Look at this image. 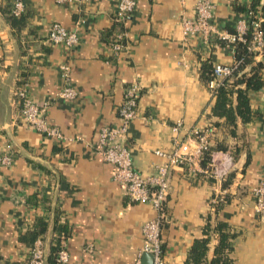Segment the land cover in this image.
I'll list each match as a JSON object with an SVG mask.
<instances>
[{
    "label": "crops",
    "instance_id": "crops-1",
    "mask_svg": "<svg viewBox=\"0 0 264 264\" xmlns=\"http://www.w3.org/2000/svg\"><path fill=\"white\" fill-rule=\"evenodd\" d=\"M12 1L0 0V149L8 141L14 147L12 161L0 166V264H27L31 243L22 236L38 217L47 221L40 233L47 264L57 251L51 245L61 243L69 261L78 264H136L139 258L142 263L141 226L156 211L130 199L113 177V164L95 148L104 125H120L118 108L132 82L140 87L136 116L121 139L137 170L155 172L164 159L156 149L193 152L196 130L208 129L210 146H226L213 149L206 166L197 159L170 169L161 228L165 264H184L194 238L217 220L234 233L229 264H264V209H256L251 192L264 177V82L249 92L252 118H238L236 133L230 134L212 112L215 95L201 65L233 62L235 46L215 36L208 43L184 37L180 17L193 14L196 0H136L124 25L126 45L117 55L110 40L121 29L115 20L118 0H23L20 25L9 19ZM250 1L211 0L212 21L233 31L236 21L246 18ZM54 21L77 28L74 46L46 39ZM61 64L69 66L77 90L70 99L56 96L64 84ZM248 70L246 65L242 71ZM262 74L264 81V69ZM23 83L34 101L48 103L47 122L62 137L25 121L14 99ZM177 120L181 126L174 130ZM216 159L226 169L205 171ZM56 221L65 228H55ZM210 235L208 258L218 240L216 231Z\"/></svg>",
    "mask_w": 264,
    "mask_h": 264
},
{
    "label": "built area",
    "instance_id": "built-area-1",
    "mask_svg": "<svg viewBox=\"0 0 264 264\" xmlns=\"http://www.w3.org/2000/svg\"><path fill=\"white\" fill-rule=\"evenodd\" d=\"M64 2L70 0H56ZM136 5V0H118L115 9V20L123 26L111 41L113 54L117 55L126 45L127 30L125 23L131 18ZM214 5L211 0H196L194 3V12L192 15H182L180 23L184 37L194 38L200 36L206 43L215 36L219 39H226L234 44L235 41L247 42V48L250 51L264 53V36L260 27L261 17L253 15L251 9H247L246 18H241L236 21L233 31L220 30L212 21ZM24 9L23 0H13L11 4V12L18 15ZM248 27L251 28L249 39L246 37ZM46 39L53 44H62L65 46H74L78 40V30L76 27L68 28L63 24L54 21L51 23ZM241 59H234L231 63L217 62L213 65L210 78L206 80L208 89L215 94L217 86L222 84L224 77L230 76L237 68ZM62 77L64 80L63 86L57 92V98L70 99L76 96L77 90L70 81L69 66L61 64ZM139 85L136 82L129 84L125 90L124 99L119 108L118 115L120 125H104L99 132L98 141L95 146L97 152L106 161L114 166L113 177L122 184L130 199L149 203L156 214L148 218L142 223V232L144 235V243L140 250V254L145 252L152 255L151 264H165V258L162 253L161 246V228L164 218V200L167 197L169 189L168 175L170 169L176 165H190L197 159H200L203 150L209 145L207 142L206 131H195L198 136L199 144L197 148L190 153H183L178 148L165 151L156 149L155 152L164 159L156 165L155 172L144 174L137 170L133 164L129 148L123 143L124 138L131 120L136 116L137 98L139 94ZM15 103L19 106L20 113L25 121L33 126L38 131L53 136L55 138L62 137L59 128L50 125L45 116L47 102L39 104L34 101L26 84L18 85L14 90ZM181 126V120H177L173 125L174 130H178ZM14 147L11 142H6L0 149V166L9 164L12 161ZM228 163L231 156L226 155ZM214 161V160H213ZM213 165V166H211ZM211 168L205 171L213 172L220 168L218 159L210 164ZM223 170V171H224ZM214 173V172H213ZM251 192L255 199L257 210L264 209V177L259 183L252 185ZM216 200H213L214 203ZM47 246L42 236H38L29 248L27 264H47ZM53 264H78L77 262L69 261V253L64 243H61L54 255ZM136 264H141L140 258Z\"/></svg>",
    "mask_w": 264,
    "mask_h": 264
},
{
    "label": "trees",
    "instance_id": "trees-1",
    "mask_svg": "<svg viewBox=\"0 0 264 264\" xmlns=\"http://www.w3.org/2000/svg\"><path fill=\"white\" fill-rule=\"evenodd\" d=\"M249 9L253 11V15L260 16V27L263 31L264 36V0H251ZM24 10V9H23ZM23 10L20 14L14 15L9 9V19L13 25H20V21L23 19ZM117 25L119 28H123L122 24L118 21ZM120 30V29H119ZM251 34V28L248 27L246 37L249 39ZM115 34L111 36V40ZM124 42H126L124 40ZM234 55L235 59H241L237 68L233 71L230 76L222 79V84L217 86L215 89V100L212 105L213 114L223 118V123L228 126L230 134H235V127L237 119L246 122L252 118L255 113L250 104L249 92L251 90L259 89L263 85V74L264 69V55L261 59H256V52L250 51L247 48V42L235 41L234 42ZM264 54V53H263ZM249 65L248 71H242L243 68ZM213 65L208 61L202 62L201 65V76L206 81L211 76ZM235 100V101H234ZM219 124V121H216ZM215 148L226 149V146L217 144L216 146L208 145L200 157V162L203 166H206L211 159V152ZM231 174V173H230ZM228 176L229 173H228ZM227 179L223 182V185L227 183ZM217 206V204H216ZM47 227V221L42 217H38L34 221V226L23 234V239L30 242V246L34 240L40 236ZM55 228L60 227L56 221ZM216 231L218 235L217 243L214 246L213 256L207 257L208 243L210 241V231ZM204 235L196 237L191 243L188 254L184 260V264H229L231 257L229 252L233 248V244L230 239L234 236V233L229 231V225L223 220H217L216 224L212 227L207 222L203 229ZM51 251H55L57 248L56 244H52L50 247ZM54 263V258L51 260Z\"/></svg>",
    "mask_w": 264,
    "mask_h": 264
},
{
    "label": "water",
    "instance_id": "water-1",
    "mask_svg": "<svg viewBox=\"0 0 264 264\" xmlns=\"http://www.w3.org/2000/svg\"><path fill=\"white\" fill-rule=\"evenodd\" d=\"M152 261V255L150 253H143V261L141 264H151Z\"/></svg>",
    "mask_w": 264,
    "mask_h": 264
}]
</instances>
